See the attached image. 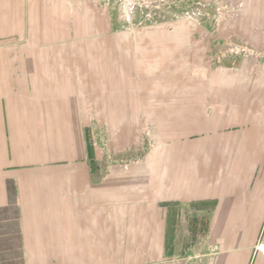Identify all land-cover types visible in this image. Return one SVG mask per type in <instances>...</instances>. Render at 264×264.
Returning a JSON list of instances; mask_svg holds the SVG:
<instances>
[{"label": "crops", "instance_id": "obj_1", "mask_svg": "<svg viewBox=\"0 0 264 264\" xmlns=\"http://www.w3.org/2000/svg\"><path fill=\"white\" fill-rule=\"evenodd\" d=\"M154 1L0 0V264H264V0ZM185 214L197 256L164 260Z\"/></svg>", "mask_w": 264, "mask_h": 264}, {"label": "rangeland", "instance_id": "obj_2", "mask_svg": "<svg viewBox=\"0 0 264 264\" xmlns=\"http://www.w3.org/2000/svg\"><path fill=\"white\" fill-rule=\"evenodd\" d=\"M211 0H155L153 5H151L150 10L154 11L153 13L156 14L154 16L155 20H162L161 14L164 16V19L167 20L168 18L171 20H176L178 16H182V13H191L190 16L194 14L195 8H199L202 6L204 8L201 16L202 19H208L209 11H211V6L213 10L216 11V7L219 10L224 12V0H219L218 3L215 1L211 4ZM222 2V3H221ZM186 9L185 12L183 9ZM217 8V9H218ZM165 12V13H164ZM182 12V13H181ZM219 12V14H221ZM188 15V14H185ZM163 18V17H162ZM144 129V127H143ZM142 137V139H141ZM96 148L99 149L98 151L103 154H98L100 160H102L103 164L106 165H117V164H125L130 165L134 163H139L141 157L144 156L145 151L147 149V145L150 143L146 142L144 135L142 134L141 130L139 133V141H138V155L136 157H128V158H116L113 156L112 153L108 152L109 148L106 149V146L103 143H95ZM109 147V146H108ZM105 150V151H103ZM122 161V162H121ZM137 161V162H136ZM91 164H97L94 159H91ZM182 219L170 222L168 224L166 237H165V254L164 260H186V263L192 262V258L197 256L198 246L200 243V236H203L207 223L204 218H196L193 215L185 214ZM133 254H121L116 255V258L113 259V255H106V261L109 264H134L135 261L131 260L133 258ZM139 261H144V255H137ZM156 257V255H155ZM111 258V259H110ZM115 261V263H114ZM137 264V263H135ZM140 264V263H138Z\"/></svg>", "mask_w": 264, "mask_h": 264}, {"label": "built area", "instance_id": "obj_3", "mask_svg": "<svg viewBox=\"0 0 264 264\" xmlns=\"http://www.w3.org/2000/svg\"><path fill=\"white\" fill-rule=\"evenodd\" d=\"M224 52L228 55H241L244 52V48L238 44H227L224 47ZM256 252L260 253L264 258V244L259 242L255 247Z\"/></svg>", "mask_w": 264, "mask_h": 264}]
</instances>
